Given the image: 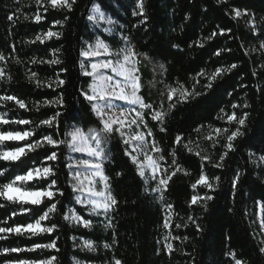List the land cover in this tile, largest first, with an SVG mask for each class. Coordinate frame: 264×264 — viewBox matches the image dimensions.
<instances>
[{
	"label": "trees",
	"instance_id": "16d2710c",
	"mask_svg": "<svg viewBox=\"0 0 264 264\" xmlns=\"http://www.w3.org/2000/svg\"><path fill=\"white\" fill-rule=\"evenodd\" d=\"M93 4L114 22L111 34L89 21ZM232 9L246 10L247 14L234 19ZM134 10H137L136 0H76L71 11L48 8L47 12L34 0H0V53L6 58L0 61V67L11 76L10 81H0V95H15L28 105V110H24L8 101L0 104V112L7 113L6 119L32 121L31 125L13 124L3 128L31 129L57 112L61 115L56 123L51 127L42 126L37 132L63 139L64 132L72 126L85 130L97 127L90 105L80 94L81 89L87 90L92 82L91 77L82 74L80 51L96 36L113 49L121 48L125 46L123 37L127 36L136 52L147 54V58L139 57L142 84L139 94L154 108L159 109L162 104L167 113L164 132L156 121L146 117L152 138L163 150L162 167L168 168L171 164L169 153L175 148L178 162L191 175L177 173L166 190L154 192L124 155L119 136L114 135L107 145L110 152L103 161V168L117 204L107 214L96 215L75 202L77 192H73L69 184L66 164L70 163V152L66 145L45 146L37 150L41 153L39 156L29 153L39 166L45 151L57 152V159L48 163L54 167V178L64 195L56 197L60 201L58 210L44 222L46 226L55 224L57 227L52 233L35 236L10 234L7 239L0 240V249H30L33 244H47L52 240L56 241V248L0 252V264L46 260L53 256L56 258L53 264H110L113 257L120 259L122 264H234L232 257L227 255L229 252H235L236 259L244 264H264V253L260 251L264 248V232L257 220L259 211L264 220V164L253 163L249 158V152L257 157L264 155V49L260 47L264 43V0H226L223 3L217 0H144V15L134 16ZM38 11L43 16L40 22L32 18ZM25 15L29 19H24ZM9 16L13 19L9 20ZM65 16L67 20L62 27H52L54 20H64ZM250 20L252 24L247 23ZM50 27L62 33L59 39L53 37L43 44L29 43ZM220 29L231 31L207 39ZM196 41L203 43V47L197 46ZM55 49L59 52L54 56ZM220 50H223L221 55H215ZM33 58L38 61L58 58L61 63L33 64ZM231 64L237 67L218 77L211 88L204 87L208 83L206 78L196 77L201 69L212 71ZM31 72H36L38 79L44 85L50 83L51 87H37L35 81L27 78ZM193 77L199 79L195 90L202 94L176 102L169 110L165 85L180 81L191 88ZM58 79L64 84L58 85ZM58 100L62 103H43ZM35 102H40L38 110ZM233 104L239 107L233 108ZM221 109L226 114L235 112L237 117L247 113L245 125L240 128L243 135L233 142L235 150L228 152L223 167L204 163V172L210 179L220 178L218 183L213 181L214 189L202 186L192 189L191 183L200 174L201 161L182 144L189 139L198 141V150L206 149L213 163L218 162L226 141L220 138L219 144L212 147L209 141L202 139L209 131L208 126L230 131L238 127L235 122L217 118ZM197 128H201L199 134L195 131ZM177 135L183 138L181 144L174 143ZM16 146H19L16 142L6 145L7 148ZM28 166H31L28 157L18 162L0 161V168L15 169L13 174H21ZM236 173H240V177L233 187ZM2 182L5 181L0 177ZM193 195L211 196L212 199L190 205ZM0 204L4 205L0 207V227L33 222L27 214L11 215L12 211H19V205L2 198ZM169 204L172 209L167 207ZM29 207L35 211V206ZM69 208L90 220L91 227L65 220L63 216ZM109 223L111 227H105ZM166 223L170 226L165 227ZM176 224L181 227H175ZM177 236L181 239H173ZM85 240L92 241L95 250L84 247ZM169 243L173 248L171 252L166 247ZM105 244L110 247L105 248Z\"/></svg>",
	"mask_w": 264,
	"mask_h": 264
},
{
	"label": "snow or ice",
	"instance_id": "6c2138e0",
	"mask_svg": "<svg viewBox=\"0 0 264 264\" xmlns=\"http://www.w3.org/2000/svg\"><path fill=\"white\" fill-rule=\"evenodd\" d=\"M226 0H217V3H223ZM34 3L39 7L43 8L45 12L48 8L54 10L71 11L76 0H34ZM136 9L133 11V15H144V0H136ZM19 11V10H17ZM92 15L88 17L89 21L99 24L104 21L108 25L114 22L106 17V15L100 10L99 6L93 4ZM234 13L233 18L241 17L247 14L246 10L241 11L240 9H232ZM36 22H40L43 16L39 11L32 17ZM13 17L9 16V20ZM24 19H29L27 15ZM67 17L64 20H54L52 27L63 26ZM143 23V21H141ZM247 23L252 24L253 21ZM105 31L111 32L110 28H105ZM231 29H220L219 33H212L207 39L219 35H225L226 32H230ZM62 33L53 31L51 27L49 30L43 33H39L29 43L39 42L43 44L45 41L55 37L59 39ZM125 46L117 49H113L105 40L97 37L94 43L87 45V48H82L80 56L86 58H95V61L90 64V71L85 70V62H80L82 74L92 78V82L88 84L87 90L81 89V96L88 102L91 108V112L94 114L97 120V127L88 128L87 130L81 127L72 126L71 130H66L63 134V139H54L53 135L43 134L37 132V129L42 126L51 127L56 123L57 117L61 114L56 113L55 116L48 119L40 120L34 128L20 130H4L3 126L7 125H31L32 121L26 119H6L7 113L0 112V161L5 162H18L22 158L28 157L31 160V166H28L26 170H22L21 174H13L15 169L9 170L7 168H0V177L5 182L0 183V198L11 204L19 205V211H12V216L17 215H29L33 222L14 224L12 226L0 227V240L7 239L10 234L24 235L30 234L32 236L39 235L42 233H52L56 229V225L46 226L45 221H48L50 216L55 213L57 205L60 203L56 197L63 196L64 192L57 186V181L54 178L56 171L54 167L48 162L55 161L57 159V152L51 151L50 153L45 151L43 153V160L39 161V166L35 159L29 157V153H37V156L41 155L38 153V149H43L45 146H51L56 148L60 145H66L69 152L86 153L91 159H83L75 161L74 163L66 164L69 169V184L71 185L73 192H78L81 195L75 197V202L86 206L87 211L91 214L99 215L101 210L107 214L109 210L117 204L115 196L112 194L110 187L109 177L105 174L103 168V161L108 158L110 149H107V145L112 136L118 135L123 146L124 155L127 156L132 164L136 167L138 175L144 179L145 184L148 183V173H151V179L157 182V187L153 191L166 190L169 181L177 175V173H183L186 176H190L191 172L185 169L176 158V150L172 149L169 155L172 157L171 164L168 168H163L161 161L165 160L162 153V149L158 146L157 142L153 139L152 129L148 127L146 117H150L151 120L156 121L160 125V131H166L163 126L167 113L163 110L161 104L160 108H154L152 103L145 102L144 97L140 95L141 75L140 67L141 61L140 56L147 58V54L138 53L131 46L129 38L123 37ZM199 47H203V43L200 41L194 42ZM174 47L179 48L178 45ZM261 49H264V43L260 45ZM221 51H217L215 55H221ZM255 51V49H254ZM59 52V49L54 50L55 53ZM5 56L0 53V61H5ZM19 62V61H17ZM31 63H48V64H60L61 61L58 58L45 61L43 59L37 60L33 58ZM163 68V65H160ZM237 67L236 64H231L228 67H217L212 71L207 69H201L196 73V77H204L208 83L204 85L205 88H211L212 83L224 73L230 72ZM66 71V69H61ZM112 74H107L108 72ZM193 77L194 83L191 88L185 86L184 83L176 81L174 85H165L167 99L169 103V110L175 107L176 102H184L195 96H199L202 93L197 92L196 85L200 83L199 79ZM29 80L35 81L37 87L48 86L51 84L44 85L42 81L38 79L36 72H31L27 77ZM11 80V76L8 75L4 68L0 67V81ZM58 85L64 84L63 80H57ZM175 98V99H174ZM124 101L131 107L129 109L121 108L119 112L115 111L119 105L113 103L114 101ZM12 101L20 109L28 110V105L23 99H19L15 95H0V104L4 102ZM44 104L49 103H62V100L58 101H44ZM40 102H35L34 107L38 110ZM233 108L239 107V105H232ZM221 115L218 119H226L229 123L235 122L238 127L235 130L229 128H214L211 125L208 126L209 131L207 135L203 136L202 139L207 140L211 143L212 147H215L220 142V138L225 139L223 151L219 156V161L213 163L211 156L207 153L206 149H199V142L189 139L182 146L188 152L198 156L201 161V169L199 176L191 183V188L196 189L198 186L205 187L209 190H213L215 184L219 182V177H212L211 179L205 174L203 165L205 162L212 164L213 167H223V160L228 155L229 151H234V141L238 136L243 135L240 128L245 125L247 113L237 117L235 112L231 114L224 113V109L220 110ZM141 129H146L141 130ZM196 133L201 132V128H197ZM230 133V134H229ZM58 134V133H57ZM39 136V139L35 137ZM33 138V139H29ZM183 138L177 135L174 143L181 144ZM8 142H16L19 146L7 148ZM155 152L158 155L152 156L149 153ZM249 158L253 163L264 164V155L256 156L255 153L249 152ZM46 165V166H45ZM83 168L84 171L79 169ZM163 171L166 178H160L159 173ZM240 177V173H236L233 179V187H235ZM32 185L29 187V185ZM46 185V186H45ZM98 185L101 186L98 188ZM147 190V189H146ZM211 196H198L193 195L190 201L191 204H197L202 200H210ZM35 206V211L32 207ZM43 206V207H41ZM0 207H4L0 204ZM169 209H172V205H167ZM63 218L70 222H76L83 224L84 227H91V221L84 219L76 209L69 208L64 213ZM189 219H192L189 217ZM170 220V217H169ZM4 223H7L5 221ZM170 224L166 223L165 227H169ZM105 227H111V224H106ZM175 227H181L180 224H176ZM261 229L264 230V220H261ZM171 233H169V236ZM167 239V237H166ZM173 239H181V237H173ZM186 239V237L184 238ZM83 246L92 250H95L93 242L85 240ZM105 248H109L110 245L105 244ZM169 252L173 250L172 244H167ZM38 248L55 249L56 241L52 240L47 244H33L30 249L22 248H3L0 249L2 253L9 252H22V251H34ZM260 251L264 253V248ZM227 255L231 256L234 260V264H244L240 259H236L235 252H229ZM55 257H49L46 260H18L9 261L6 264H53ZM110 264H122L120 259L113 257Z\"/></svg>",
	"mask_w": 264,
	"mask_h": 264
},
{
	"label": "rangeland",
	"instance_id": "374dc122",
	"mask_svg": "<svg viewBox=\"0 0 264 264\" xmlns=\"http://www.w3.org/2000/svg\"><path fill=\"white\" fill-rule=\"evenodd\" d=\"M92 10V9H91ZM92 11L90 12V15H92ZM107 17V16H106ZM109 18V17H108ZM91 23L93 25H95L96 27H99L103 32L107 33V34H111L112 32V24L111 25H108L106 22L102 21L100 22L99 24H95L94 22L91 21ZM105 28H110L111 29V32H107L105 31ZM99 37L101 38L100 36H96L91 42H88L85 44L84 48L86 49L87 48V45L89 44H92L94 43L95 39ZM102 39V38H101ZM82 60L85 62V70L86 71H90L91 68H90V64L92 62L95 61V58H86V57H82ZM107 74L111 75L112 73L109 71ZM92 79V78H91ZM113 103H115L116 105H119V107H117L116 109H114L115 111L119 112L121 108H124V109H129L131 106L128 105L126 102L124 101H114ZM141 130H145L146 129H141ZM150 140L153 139V138H149ZM76 154H81V156H77ZM150 155L152 156H156L158 155L157 153L155 152H150L149 153ZM83 159H91L90 157L87 156L86 153H77V152H70V163H74L75 161H79V160H83ZM161 165H162V162H160ZM163 166V165H162ZM80 171H84L83 168H80L79 169ZM159 177L160 178H164V173L163 171H161L159 174ZM148 176H149V179H148V184L152 187V190L155 189L157 187V182L158 181H154L151 179V173H148ZM101 187L98 185V188ZM154 192H160V191H154ZM77 195H81L80 193L77 192ZM84 206V205H83ZM86 207V206H85ZM100 214H104V212L101 210ZM257 220H258V224L259 226L261 227V220H262V215H261V212L259 211L258 215H257ZM262 230V229H261ZM264 232V230H262Z\"/></svg>",
	"mask_w": 264,
	"mask_h": 264
}]
</instances>
